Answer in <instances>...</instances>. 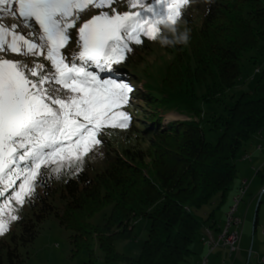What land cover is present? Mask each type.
Instances as JSON below:
<instances>
[{"label":"trees","instance_id":"1","mask_svg":"<svg viewBox=\"0 0 264 264\" xmlns=\"http://www.w3.org/2000/svg\"><path fill=\"white\" fill-rule=\"evenodd\" d=\"M146 4L156 11L146 18L166 15V3ZM179 19L191 29L190 44L166 47L172 57L163 72L153 70L154 79L147 75L148 84L131 80L133 94L157 110L135 134L138 141L111 146L104 128L94 158L46 166L23 215L0 236V264H24L20 246L52 215L75 232L77 247L91 248L96 238L106 264H180L196 252L235 183L243 150L264 128V0H189ZM245 60L260 74L251 89L237 90ZM173 110L187 118L166 122ZM108 205L104 223H94ZM138 218L149 219L150 228L132 257L115 241L133 236Z\"/></svg>","mask_w":264,"mask_h":264},{"label":"snow or ice","instance_id":"2","mask_svg":"<svg viewBox=\"0 0 264 264\" xmlns=\"http://www.w3.org/2000/svg\"><path fill=\"white\" fill-rule=\"evenodd\" d=\"M188 2L156 0L166 15L142 18L140 10L154 12L146 0H0V235L4 215L17 219L9 198L23 204L46 166L86 155L106 127L128 126L120 109L133 88L113 65L142 37L155 40L159 20L175 22Z\"/></svg>","mask_w":264,"mask_h":264},{"label":"rangeland","instance_id":"3","mask_svg":"<svg viewBox=\"0 0 264 264\" xmlns=\"http://www.w3.org/2000/svg\"><path fill=\"white\" fill-rule=\"evenodd\" d=\"M148 0H146V3ZM152 3H156V0H152ZM127 11H138L139 9H132L128 7ZM145 11L142 13L140 11V16L146 18L145 15H152L156 13L148 11L147 9H142ZM143 43L140 46H136L133 54L130 58L126 59L123 67L118 65H113L114 68L118 69L117 78L123 79L125 81H130V86L133 88V83L131 80H137L136 86H142V83L148 84L149 75L152 79V73L156 76V72L160 70L163 72L167 60L172 56L168 54L167 48L161 47L157 40L147 39V43L142 39ZM43 60L44 57H39ZM131 61V62H129ZM136 65V66H135ZM145 68L146 71L143 70ZM260 73L257 71L255 64H250L246 60L244 61L243 74L241 75V80L239 85L236 87L237 90H249L255 83L256 79ZM159 77H162L159 75ZM135 85V84H134ZM134 89V88H133ZM134 92V91H133ZM129 93V102L127 105L123 106L120 110L126 112L130 119L128 121V128H111L107 130V138L111 146H126L131 143H135L138 140L134 139L136 133L141 126H143L144 121L149 120V118L157 112L155 110L154 104L146 102V98L142 97L136 93ZM151 104V106H150ZM128 107L130 109H128ZM154 117V116H152ZM187 116L184 114H179L177 112L170 111L166 114V122L172 121L173 119H186ZM132 121V123H131ZM133 127L132 129H130ZM103 135V131L101 132ZM104 136V135H103ZM210 137V133L208 132ZM99 139V135L97 136ZM216 141V139H213ZM99 150L98 144H94L90 151L86 154L89 155V158H94V155ZM101 150L100 152H102ZM86 155L80 156L79 159L72 157L69 159L66 155L63 160L56 162V167L59 169L65 168L70 164H77L79 161L83 160ZM239 171L235 179V184L233 185L227 200L221 205L218 209V223L225 224L228 222V208L230 207V202H232V195L234 193V187L237 180L241 177V169L243 168L242 162L239 160ZM35 178L31 181V191L35 185ZM259 181V178L257 179ZM256 181V182H257ZM22 181L15 180V183L12 187L5 190V196L8 195V192H13V189L16 188V185H19ZM251 184V181H250ZM261 186V184H260ZM255 189V186L252 190ZM264 186L259 188V194L256 197V200L252 201V205L248 206L247 203L243 202L240 204V207L237 212V216L242 219V238L240 242V248L236 251H232L230 247L227 249H222L221 245L217 246L213 251L211 248L202 251L201 245L195 243L194 249L195 253L189 258L188 261L181 262L180 264H197V261H202L203 258L208 255L211 264H264L259 260L261 255H264ZM14 195V193H13ZM27 196L23 197V204L11 202L9 198L10 206L15 208V211L11 215L17 217L16 220H10L8 215H4L3 219L7 222L8 230L2 235H5L12 227L16 225L17 220L20 216L23 215L25 207L28 204ZM250 192L246 195L244 200L250 201ZM262 200L260 210L259 200ZM5 203L4 197L0 201V206ZM235 204V202H234ZM233 204V205H234ZM111 210V206H106L103 210L97 212L91 220L94 223H104L106 214ZM259 214L258 223L256 224V216ZM150 228V221L147 218H138L135 221L134 235L129 238H117L115 241L117 248L120 252L125 253L128 256L138 257L142 251V245L146 238L148 237V232ZM75 232L71 229L66 228L61 224L60 220L55 216H49L43 221L40 226V232L37 237L32 240L27 245H21L20 251L24 256V264H106L105 254L103 250L99 247L96 238L93 240L91 248L88 247H77L73 242L72 235ZM0 235V236H2ZM208 241V240H207ZM202 251V252H201ZM260 256V257H259ZM264 257V256H263ZM200 263V262H199ZM114 264H129L127 261L118 260ZM201 264V263H200Z\"/></svg>","mask_w":264,"mask_h":264},{"label":"crops","instance_id":"4","mask_svg":"<svg viewBox=\"0 0 264 264\" xmlns=\"http://www.w3.org/2000/svg\"><path fill=\"white\" fill-rule=\"evenodd\" d=\"M241 162L243 164V168L240 170L241 171V177L239 180H237L236 185L234 187V193L231 197L232 202H230V207L227 210L228 213H229L231 207L233 206V204L235 202V197L239 194L241 187L244 185V180L248 179L249 182L251 181V184L249 186V190L246 194V195H248L250 192V198H249L250 201L244 200L246 195L243 198V201L245 203H247L248 206H251L252 201L256 200V197L260 193L258 191L259 188L264 186V128L259 134H257L248 143L247 147H245V149L242 152L241 158H240V163ZM238 163H239V161H238ZM238 167H239V165H238ZM258 178H259V181H257ZM260 184H261V186H260ZM254 186H255V189L252 190ZM242 202H240V204ZM240 204L238 206V209L240 207ZM261 204H262V200L259 204L258 212L260 210ZM237 212H238V210H237ZM237 212H236V214H237ZM257 215L259 216L258 213H257ZM258 219H259V217H258ZM258 219H257V223H258ZM226 225H227L226 222H225V224H219L218 223V214H217V221L214 223V225L209 226L205 229L204 241H201L198 243L199 246L201 245L202 251L203 250L208 251V249L211 248L210 241H212V240L217 241L220 238V235H221L222 231L225 229ZM237 228H238L237 224H233L231 226V230H235ZM221 248L227 249L228 246L221 245ZM211 250H212V248H211ZM263 256L264 255H261V259L259 258V260L261 262L264 258ZM199 262L201 263V261L198 260L197 264H200Z\"/></svg>","mask_w":264,"mask_h":264},{"label":"clouds","instance_id":"5","mask_svg":"<svg viewBox=\"0 0 264 264\" xmlns=\"http://www.w3.org/2000/svg\"><path fill=\"white\" fill-rule=\"evenodd\" d=\"M196 2V0H192ZM210 3L211 0H205ZM158 27L162 29L163 34L159 31L155 37L161 47H187L191 42V29L187 27L186 22L177 19L175 22L167 19H160Z\"/></svg>","mask_w":264,"mask_h":264},{"label":"built area","instance_id":"6","mask_svg":"<svg viewBox=\"0 0 264 264\" xmlns=\"http://www.w3.org/2000/svg\"><path fill=\"white\" fill-rule=\"evenodd\" d=\"M247 186H250V182L248 179H246L241 189H245ZM237 205H238V195H237V203H235L232 206V209L229 212L226 229H224V236L220 237L219 242H212V246H211L212 250H214L219 245L228 246L232 251H236L240 248V242L242 238V230H241L242 219L236 215ZM233 224H237L238 228L235 230H231V226ZM201 264H211L208 255L205 258V262H201Z\"/></svg>","mask_w":264,"mask_h":264},{"label":"bare ground","instance_id":"7","mask_svg":"<svg viewBox=\"0 0 264 264\" xmlns=\"http://www.w3.org/2000/svg\"><path fill=\"white\" fill-rule=\"evenodd\" d=\"M245 181L246 180H244V183H245ZM243 187V186H242ZM241 187V188H242ZM248 190H249V186H247L245 189H240V192H239V194H238V205H237V210H238V206H239V204H240V202L243 200V198H244V196L247 194V192H248ZM235 203H237V196L235 197ZM231 209H232V207H231ZM231 209H230V211H231ZM229 211V212H230ZM228 215H229V213H228ZM225 229H226V227H225ZM221 236H224V230L222 231V233H221V235H220V237ZM220 239V238H219ZM219 239L217 240V241H210V246H212V242H219ZM207 256V255H206ZM206 256L203 258V260L201 261V262H205V258H206Z\"/></svg>","mask_w":264,"mask_h":264},{"label":"water","instance_id":"8","mask_svg":"<svg viewBox=\"0 0 264 264\" xmlns=\"http://www.w3.org/2000/svg\"><path fill=\"white\" fill-rule=\"evenodd\" d=\"M263 192H264V190H263ZM2 198H3V197H2V196H0V201L2 200ZM260 202H261V199L259 200V203H260ZM258 206H259V205H258Z\"/></svg>","mask_w":264,"mask_h":264}]
</instances>
